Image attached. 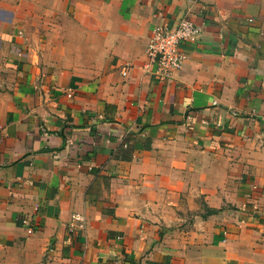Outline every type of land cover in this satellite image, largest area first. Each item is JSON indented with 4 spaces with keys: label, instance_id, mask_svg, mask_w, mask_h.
Segmentation results:
<instances>
[{
    "label": "crops",
    "instance_id": "0c3cea01",
    "mask_svg": "<svg viewBox=\"0 0 264 264\" xmlns=\"http://www.w3.org/2000/svg\"><path fill=\"white\" fill-rule=\"evenodd\" d=\"M0 264H264V0H0Z\"/></svg>",
    "mask_w": 264,
    "mask_h": 264
},
{
    "label": "built area",
    "instance_id": "2783aa9c",
    "mask_svg": "<svg viewBox=\"0 0 264 264\" xmlns=\"http://www.w3.org/2000/svg\"><path fill=\"white\" fill-rule=\"evenodd\" d=\"M201 34L202 27L189 18H183L173 27L156 26L152 30L146 48L148 65L153 68L154 76L162 80L172 79L180 71L186 59L183 46L196 42ZM80 221H82L80 215L72 216V226Z\"/></svg>",
    "mask_w": 264,
    "mask_h": 264
}]
</instances>
